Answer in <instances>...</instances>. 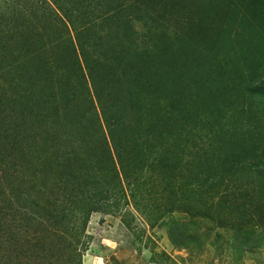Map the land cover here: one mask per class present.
Segmentation results:
<instances>
[{
	"label": "rangeland",
	"instance_id": "1",
	"mask_svg": "<svg viewBox=\"0 0 264 264\" xmlns=\"http://www.w3.org/2000/svg\"><path fill=\"white\" fill-rule=\"evenodd\" d=\"M0 264H264V0H0Z\"/></svg>",
	"mask_w": 264,
	"mask_h": 264
},
{
	"label": "trees",
	"instance_id": "2",
	"mask_svg": "<svg viewBox=\"0 0 264 264\" xmlns=\"http://www.w3.org/2000/svg\"><path fill=\"white\" fill-rule=\"evenodd\" d=\"M124 166V164H121V166ZM123 166H122V169H123ZM211 174H208V176L204 179V183H201L202 185H200V187H203V188H211L212 186H210V184H211V182H212V178H210L209 176H210ZM128 181V178H125V181H123V182H127ZM137 181V178H133V181L131 180V182L132 183H135ZM121 184V183H120ZM129 185L131 184V183H128ZM131 186V185H130ZM131 188V187H130ZM100 193L102 194V192H99V193H96V194H94V197L93 198H96V197H98L99 195H100ZM188 207V206H187Z\"/></svg>",
	"mask_w": 264,
	"mask_h": 264
}]
</instances>
